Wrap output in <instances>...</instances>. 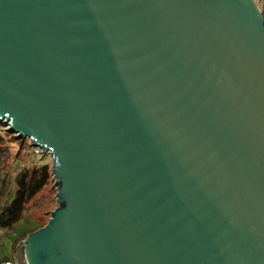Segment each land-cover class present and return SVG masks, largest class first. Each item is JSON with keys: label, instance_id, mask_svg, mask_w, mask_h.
Instances as JSON below:
<instances>
[{"label": "water", "instance_id": "95a60500", "mask_svg": "<svg viewBox=\"0 0 264 264\" xmlns=\"http://www.w3.org/2000/svg\"><path fill=\"white\" fill-rule=\"evenodd\" d=\"M0 124L56 179L16 264H264V0H0Z\"/></svg>", "mask_w": 264, "mask_h": 264}, {"label": "rangeland", "instance_id": "374dc122", "mask_svg": "<svg viewBox=\"0 0 264 264\" xmlns=\"http://www.w3.org/2000/svg\"><path fill=\"white\" fill-rule=\"evenodd\" d=\"M42 164H47L51 170L53 160L32 143L26 144V139L17 141L8 127L0 125V208L5 205L9 191L14 187L16 176L23 170L38 168ZM55 184L52 174L48 185L27 204L25 213L28 220H35L43 227L48 224L51 213L57 208ZM16 239L17 233L0 231V262L15 261L13 243Z\"/></svg>", "mask_w": 264, "mask_h": 264}, {"label": "trees", "instance_id": "16d2710c", "mask_svg": "<svg viewBox=\"0 0 264 264\" xmlns=\"http://www.w3.org/2000/svg\"><path fill=\"white\" fill-rule=\"evenodd\" d=\"M0 125L3 126V124ZM40 157L44 156L41 154ZM51 177L52 169L50 170L47 164L21 171L16 176L15 185L9 191L5 205L0 208V231H8L14 235L17 233V239L13 243L14 256L28 235L43 228L37 221L28 220L25 210L27 204L48 185ZM4 262L14 261L5 260Z\"/></svg>", "mask_w": 264, "mask_h": 264}, {"label": "built area", "instance_id": "2783aa9c", "mask_svg": "<svg viewBox=\"0 0 264 264\" xmlns=\"http://www.w3.org/2000/svg\"><path fill=\"white\" fill-rule=\"evenodd\" d=\"M42 151V153H43V150H41ZM2 264H16L15 262H4V263H2Z\"/></svg>", "mask_w": 264, "mask_h": 264}, {"label": "clouds", "instance_id": "9594fccd", "mask_svg": "<svg viewBox=\"0 0 264 264\" xmlns=\"http://www.w3.org/2000/svg\"><path fill=\"white\" fill-rule=\"evenodd\" d=\"M16 263V261H14Z\"/></svg>", "mask_w": 264, "mask_h": 264}]
</instances>
